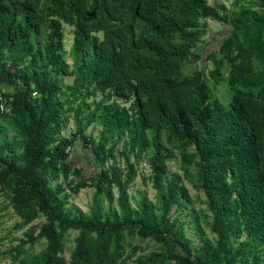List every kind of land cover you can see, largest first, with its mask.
I'll return each instance as SVG.
<instances>
[{
	"label": "trees",
	"instance_id": "16d2710c",
	"mask_svg": "<svg viewBox=\"0 0 264 264\" xmlns=\"http://www.w3.org/2000/svg\"><path fill=\"white\" fill-rule=\"evenodd\" d=\"M232 4L0 0V193L17 228L45 217L16 247L47 239L26 264H264V0ZM206 18L230 33L207 55V74L187 73L202 58ZM62 76L72 83L62 86ZM221 79L232 91L226 104L213 89ZM69 111L76 130L65 136ZM96 120L97 141L85 134ZM77 140L99 164L87 177L70 158ZM143 157L155 200L129 190ZM175 157L180 174L169 172ZM184 181L205 195L206 209L192 217L198 244L172 217L191 201ZM87 186L89 211L74 213L66 200ZM69 230L78 234L67 259ZM126 236L158 249L130 261L138 247L125 256Z\"/></svg>",
	"mask_w": 264,
	"mask_h": 264
},
{
	"label": "rangeland",
	"instance_id": "374dc122",
	"mask_svg": "<svg viewBox=\"0 0 264 264\" xmlns=\"http://www.w3.org/2000/svg\"><path fill=\"white\" fill-rule=\"evenodd\" d=\"M207 2L215 6L223 4L229 11L233 9V0H207ZM206 22L208 31L196 49L201 52L202 58L186 64L185 72L187 73H191L196 69L204 68L207 74L209 69L214 67L211 59L206 60L207 55L212 51L218 52L222 40L230 33L231 27L228 24H223L211 18H206ZM64 31L65 49L68 52L73 40L72 27L65 24ZM66 60L71 63L69 55H67ZM224 69L227 71L226 65ZM72 78V76H62L57 77V80L62 86H64L71 84L73 80ZM210 83L213 85V80L210 79ZM213 89L222 102L225 104L228 103L232 96V91L226 82V79H221L219 83L213 87ZM88 101H91V99ZM66 117V124L63 128L62 134L70 136L76 130L73 111L67 112ZM100 128L101 126L96 120L88 126L85 134L93 137L97 141L99 138ZM9 134L12 135L13 132H10ZM70 158L73 164L80 168L84 177L90 176L91 174L99 171V164L95 163L91 148L84 144V142H81V140H77L75 142L71 150ZM116 161L121 168H124V160L120 155L117 156ZM135 164L137 168V175L129 188L130 193L137 197H139V192L146 193L150 200H155V189L153 188L152 181L150 179L151 169L147 163L146 157L137 160ZM169 172L170 174L181 173L179 157H175L169 162ZM60 181L61 179L53 180L52 184ZM184 183L189 189L191 201L185 208L179 210L178 212H173L172 217L178 218L180 222L184 223L187 236L191 238L193 244H198L199 234L197 233L195 223L192 221V217L193 214H199V211L206 209L205 195L203 191L195 189L191 183H188L187 181H184ZM93 194L94 188L92 186H87L82 188L77 195L69 197L66 201L74 213L76 212V209L88 212ZM9 201V195L4 192L0 193V264H26L25 260L27 259V256L29 254L34 255L39 253L45 247L47 239H40L33 244H24L22 246L23 250L21 253H18L16 247L20 243V239L24 237L25 231H27L30 227L35 228L36 233L39 232L41 225L45 222V217L40 216L30 225L23 228H17L16 225L19 218L10 207ZM199 223L205 229L208 236H213L201 214L199 217ZM77 234L78 232L75 230H69L67 232L64 240L63 251V255L67 259L69 258V253L74 246V239ZM135 246L138 248L130 261L138 256L149 254L158 249V244L150 238L142 239L139 236H126L124 255L127 256L132 254Z\"/></svg>",
	"mask_w": 264,
	"mask_h": 264
}]
</instances>
